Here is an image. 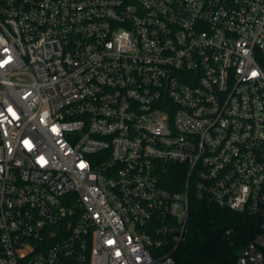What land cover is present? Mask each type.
Wrapping results in <instances>:
<instances>
[{"label":"built area","instance_id":"obj_1","mask_svg":"<svg viewBox=\"0 0 264 264\" xmlns=\"http://www.w3.org/2000/svg\"><path fill=\"white\" fill-rule=\"evenodd\" d=\"M192 200L264 264V0H0V264H175Z\"/></svg>","mask_w":264,"mask_h":264},{"label":"trees","instance_id":"obj_2","mask_svg":"<svg viewBox=\"0 0 264 264\" xmlns=\"http://www.w3.org/2000/svg\"><path fill=\"white\" fill-rule=\"evenodd\" d=\"M167 176L182 178L173 169ZM166 186L173 189L169 183ZM259 223L257 216L247 212L192 200L184 240L174 253L175 264H235L237 250L258 231Z\"/></svg>","mask_w":264,"mask_h":264}]
</instances>
